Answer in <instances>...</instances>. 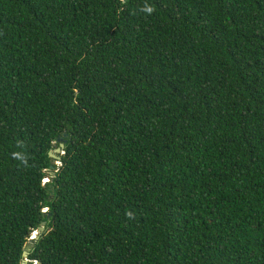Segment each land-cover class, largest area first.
Instances as JSON below:
<instances>
[{"label": "trees", "instance_id": "obj_1", "mask_svg": "<svg viewBox=\"0 0 264 264\" xmlns=\"http://www.w3.org/2000/svg\"><path fill=\"white\" fill-rule=\"evenodd\" d=\"M43 222L28 264H264V0H0V264Z\"/></svg>", "mask_w": 264, "mask_h": 264}, {"label": "water", "instance_id": "obj_2", "mask_svg": "<svg viewBox=\"0 0 264 264\" xmlns=\"http://www.w3.org/2000/svg\"><path fill=\"white\" fill-rule=\"evenodd\" d=\"M57 142L59 143V147L49 153V156L52 159V163H53V165L51 166V169H54V165H60L61 155L65 153L64 151L66 148V144L68 142V134L64 133L62 137L58 138ZM46 212L47 211H45V214ZM45 225H46V222H43L41 226L38 228L37 232L32 235V237L26 244L24 253H23L24 260L22 264L29 263L28 257H29L30 251L34 247V244L38 240L39 236L45 232ZM32 264H37V263H32Z\"/></svg>", "mask_w": 264, "mask_h": 264}, {"label": "clouds", "instance_id": "obj_3", "mask_svg": "<svg viewBox=\"0 0 264 264\" xmlns=\"http://www.w3.org/2000/svg\"><path fill=\"white\" fill-rule=\"evenodd\" d=\"M149 12H151V9H148Z\"/></svg>", "mask_w": 264, "mask_h": 264}, {"label": "rangeland", "instance_id": "obj_4", "mask_svg": "<svg viewBox=\"0 0 264 264\" xmlns=\"http://www.w3.org/2000/svg\"><path fill=\"white\" fill-rule=\"evenodd\" d=\"M44 182H48V180L46 179Z\"/></svg>", "mask_w": 264, "mask_h": 264}]
</instances>
